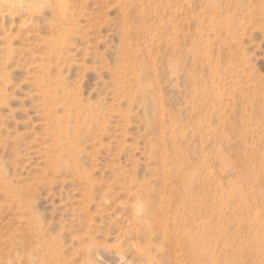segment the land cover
<instances>
[{
	"label": "rangeland",
	"instance_id": "1",
	"mask_svg": "<svg viewBox=\"0 0 264 264\" xmlns=\"http://www.w3.org/2000/svg\"><path fill=\"white\" fill-rule=\"evenodd\" d=\"M68 5L0 14V264H93L162 198L264 264V0Z\"/></svg>",
	"mask_w": 264,
	"mask_h": 264
},
{
	"label": "bare ground",
	"instance_id": "2",
	"mask_svg": "<svg viewBox=\"0 0 264 264\" xmlns=\"http://www.w3.org/2000/svg\"><path fill=\"white\" fill-rule=\"evenodd\" d=\"M38 3L50 10L56 21L54 24L59 28H64L75 17L76 13L69 10L68 0H0V14H8L11 18L14 13H24L30 18L34 13L40 12ZM166 201L162 198L150 210L144 213L137 210L133 213L127 232L135 240L121 241L115 246L90 244L86 249L89 260L93 264H159L158 258L153 255V245L141 246L138 243L141 235L149 238L150 234L156 233L167 242L171 264H184V258L187 264L239 263L235 261L234 255L220 256L218 249H206V242H203L201 231L198 230L200 225L195 224L200 217L197 210L185 209L181 202L173 205L165 204ZM150 224L154 228L152 231ZM226 249L229 250L230 246Z\"/></svg>",
	"mask_w": 264,
	"mask_h": 264
}]
</instances>
